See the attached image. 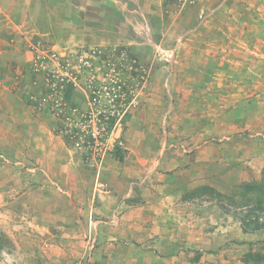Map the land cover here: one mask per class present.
Returning a JSON list of instances; mask_svg holds the SVG:
<instances>
[{
	"label": "rangeland",
	"instance_id": "rangeland-1",
	"mask_svg": "<svg viewBox=\"0 0 264 264\" xmlns=\"http://www.w3.org/2000/svg\"><path fill=\"white\" fill-rule=\"evenodd\" d=\"M133 119L156 151L216 161L203 174L214 186L183 194L197 195L166 264H255L264 227L244 232L236 204L264 167V0H0V264H154L153 239L101 250L84 237L74 218L89 190L44 170L32 136H57L98 176L127 154ZM63 208L73 218L54 216Z\"/></svg>",
	"mask_w": 264,
	"mask_h": 264
},
{
	"label": "crops",
	"instance_id": "crops-1",
	"mask_svg": "<svg viewBox=\"0 0 264 264\" xmlns=\"http://www.w3.org/2000/svg\"><path fill=\"white\" fill-rule=\"evenodd\" d=\"M22 120L23 125L20 123V126L23 128L40 123V120ZM143 125L135 119L130 121L124 136L127 154L122 161H109L98 176L88 170L82 171L74 161L76 158L63 151L64 142L57 136L47 134V137H43L41 131L32 133V136L42 148V159L46 158L42 162L44 170L48 172L51 168L53 173L57 171L58 180L64 185L67 183L71 191L77 192L80 188L89 190L90 200L86 210L81 211L79 207L74 218L87 223L84 237L94 242L98 240L97 248L101 250L112 248L110 239L135 240L141 247L153 239V247L161 248L159 255L153 257L154 264H166L182 255L181 241L178 246L175 245L173 234L178 233L180 238L187 234L186 225L182 223L186 222L190 214L186 208L194 200L184 199L183 194L199 185L214 186L205 183L203 174L205 177L206 169H213L216 161L205 156V148H201L194 156L180 155V158L170 156L167 152L162 154L156 151L154 139L144 138L147 131L145 133L144 128H140ZM198 169L203 171L197 173ZM130 196H135L133 202L126 199ZM65 211L63 208L54 216L61 220L73 218L72 210Z\"/></svg>",
	"mask_w": 264,
	"mask_h": 264
},
{
	"label": "trees",
	"instance_id": "trees-1",
	"mask_svg": "<svg viewBox=\"0 0 264 264\" xmlns=\"http://www.w3.org/2000/svg\"><path fill=\"white\" fill-rule=\"evenodd\" d=\"M120 153L117 152V157ZM240 204L237 207L244 209V215L241 217V228L244 232L248 230H259L264 227V167L261 170V177L249 183L241 185ZM194 192L186 193L183 198H192L197 194ZM247 260L252 259L255 264H264V253H247Z\"/></svg>",
	"mask_w": 264,
	"mask_h": 264
},
{
	"label": "built area",
	"instance_id": "built-area-1",
	"mask_svg": "<svg viewBox=\"0 0 264 264\" xmlns=\"http://www.w3.org/2000/svg\"><path fill=\"white\" fill-rule=\"evenodd\" d=\"M116 97H117V95L114 93V94H112L111 97H109V100L110 101H113ZM91 121L93 123L92 125H94V123H95L94 120L91 119ZM87 133H88L87 135L89 136L90 140H92V142L94 143V145H98L100 143L99 142V138H100V127H98L97 129L94 128V127H92V130L91 131H88ZM118 143L121 144L122 142L119 141Z\"/></svg>",
	"mask_w": 264,
	"mask_h": 264
}]
</instances>
